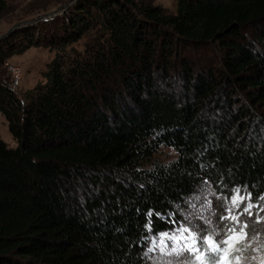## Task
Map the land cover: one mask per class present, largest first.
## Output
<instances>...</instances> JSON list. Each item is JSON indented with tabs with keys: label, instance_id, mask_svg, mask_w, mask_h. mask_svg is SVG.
I'll return each mask as SVG.
<instances>
[{
	"label": "trees",
	"instance_id": "16d2710c",
	"mask_svg": "<svg viewBox=\"0 0 264 264\" xmlns=\"http://www.w3.org/2000/svg\"><path fill=\"white\" fill-rule=\"evenodd\" d=\"M70 1L33 0L0 36L18 143L0 139V264H149V237L202 188L261 203L264 0H74L39 19ZM35 48L55 57L21 95L5 65ZM162 148L177 158L154 161Z\"/></svg>",
	"mask_w": 264,
	"mask_h": 264
},
{
	"label": "rangeland",
	"instance_id": "374dc122",
	"mask_svg": "<svg viewBox=\"0 0 264 264\" xmlns=\"http://www.w3.org/2000/svg\"><path fill=\"white\" fill-rule=\"evenodd\" d=\"M137 1H146L161 7L168 14H176L178 11V0ZM7 2L12 13L10 12L3 21H0V36L12 32L18 24L30 22H25L30 15H26L24 11H28L33 0H7ZM68 4L69 2L63 6L68 7ZM63 6L55 8L54 12ZM86 41L82 40L74 46L82 52ZM54 57L55 53H51L48 49L35 48L8 61L22 70L23 77L19 89L21 95L44 80L43 74ZM7 73L9 74L8 69ZM0 139L10 148L18 146L2 114H0ZM176 158L177 153L173 149L162 148L154 156V161L170 163ZM237 192L244 199L233 204L232 201L237 196ZM245 208L249 211L244 212ZM181 216V222L170 230L149 237L146 251L149 264H209L207 257L215 256L217 253L211 252L201 241L212 239L214 243H218L221 239L227 240L232 235L229 229H234L237 234L242 230L246 235L232 240L227 246L226 253H220V259L214 264H264V200L261 203H255L251 195L241 190H236L234 195L226 200L224 197L217 196L213 190L202 188L187 202V208L181 211ZM181 233H183V239L180 238ZM173 236L176 239H169ZM173 248L178 249L179 252H173Z\"/></svg>",
	"mask_w": 264,
	"mask_h": 264
},
{
	"label": "snow or ice",
	"instance_id": "6c2138e0",
	"mask_svg": "<svg viewBox=\"0 0 264 264\" xmlns=\"http://www.w3.org/2000/svg\"><path fill=\"white\" fill-rule=\"evenodd\" d=\"M244 198L241 197L239 195V192H237V196L235 198H233V204H236L238 201H242ZM249 209L245 208L244 212H248ZM157 215H159V213H157ZM225 219H227V217H224ZM233 219H237L236 217H233ZM185 231H187V229H185ZM229 232L232 233L231 236L228 237L227 240H223L221 239L220 242L218 243H214L212 239H208L206 241H201L202 243H205L207 245V248L213 252V253H217V255L215 256H208L207 259L209 261V264H214L215 261L220 259V253H226L227 250V246L230 244V242L234 239H240L243 236H245L246 234L243 233V231L241 230V233L237 234L236 231L234 229H229ZM181 239H183V233H181ZM169 239H176L175 236L173 237H169ZM161 243H163V241H161ZM185 250H190V249H185ZM173 252H179L178 249L173 248L172 249ZM237 259H239V257H237Z\"/></svg>",
	"mask_w": 264,
	"mask_h": 264
},
{
	"label": "built area",
	"instance_id": "2783aa9c",
	"mask_svg": "<svg viewBox=\"0 0 264 264\" xmlns=\"http://www.w3.org/2000/svg\"><path fill=\"white\" fill-rule=\"evenodd\" d=\"M6 67L11 76V85H10L11 89L12 91L17 93L19 92L22 83V77H23L22 70L20 67L10 63H6Z\"/></svg>",
	"mask_w": 264,
	"mask_h": 264
},
{
	"label": "water",
	"instance_id": "95a60500",
	"mask_svg": "<svg viewBox=\"0 0 264 264\" xmlns=\"http://www.w3.org/2000/svg\"><path fill=\"white\" fill-rule=\"evenodd\" d=\"M73 2H74V0H71V1L69 2L68 5H70V4L73 3ZM66 7H67V5L63 6L61 9H59V10L53 12V13H49V14L45 15V16L42 17L41 19H46V18H50V17L56 16L57 14H59L60 12H62ZM26 24H27V23H21V24H18L17 26H15V27L13 28L12 31H14V30H16V29L22 27L23 25H26Z\"/></svg>",
	"mask_w": 264,
	"mask_h": 264
}]
</instances>
